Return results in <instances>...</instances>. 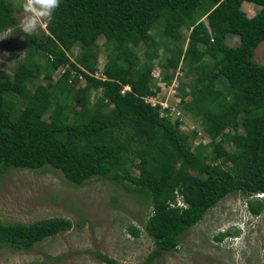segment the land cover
<instances>
[{
  "label": "trees",
  "instance_id": "16d2710c",
  "mask_svg": "<svg viewBox=\"0 0 264 264\" xmlns=\"http://www.w3.org/2000/svg\"><path fill=\"white\" fill-rule=\"evenodd\" d=\"M245 3L260 9L249 17ZM22 9L0 0V35L19 30ZM46 24L41 34L24 33L27 56L14 73L0 71V178L51 167L73 186L100 178L138 194L152 208L144 226L155 243L143 264L178 251L182 237L231 194L242 193L250 212L262 215L264 200L254 196L264 193V64L256 60L264 0H60ZM182 29L190 31L186 49ZM155 68L168 84L176 71L193 78L177 88L181 105L173 116L171 108L162 115ZM180 110L203 132L184 133ZM199 134L210 143L194 146ZM177 193L187 208L172 205ZM72 228L62 218L0 221V249L32 251ZM130 232L142 234L132 225ZM240 233L233 228L215 239Z\"/></svg>",
  "mask_w": 264,
  "mask_h": 264
},
{
  "label": "rangeland",
  "instance_id": "374dc122",
  "mask_svg": "<svg viewBox=\"0 0 264 264\" xmlns=\"http://www.w3.org/2000/svg\"><path fill=\"white\" fill-rule=\"evenodd\" d=\"M9 1L17 8H23L17 13L19 30H9L0 35V71L12 75L27 56L21 25L30 13L24 9L27 0ZM259 9L250 3L243 6L249 17H253ZM47 19L40 18L36 33L46 30ZM201 22L209 34H213L207 18ZM182 36L181 45L186 49L190 31L182 29ZM103 43L101 40V47ZM227 43L238 46L239 39L230 38ZM73 53L76 55L78 48ZM106 60V52L103 51L99 61L100 72ZM256 60L264 64V42L256 51ZM38 62L44 63L45 60L40 58ZM62 72V69L57 71L56 80ZM153 73L165 97L163 108H176L174 105L178 104L179 98L181 105L178 90L179 98L175 97L176 88L182 82H192L193 78H186L184 70L176 71L171 73L174 79L168 84L163 82L160 68H155ZM39 82L44 83V80ZM84 84L83 80L79 86ZM100 94V90L91 92V103ZM75 106L81 109L79 102H75ZM181 110L182 131L203 132L200 122L192 115H184ZM204 138L199 134L194 146L210 143L208 138ZM133 174L138 175V171L134 170ZM248 200L242 193H234L219 202L182 237L178 251L161 255L153 264H264V212L258 217L250 213ZM151 214L152 208L138 194L106 179L93 178L79 187L71 185L60 171L51 167L34 171L12 170L0 178V221L29 225L62 218L71 220L73 228L37 244L32 251L1 248L0 264H106L95 253L121 264H143L155 250V243L144 226ZM131 225L141 229L142 234L138 238L131 234ZM233 228L241 231L235 241L225 238L219 242L215 239L220 233Z\"/></svg>",
  "mask_w": 264,
  "mask_h": 264
},
{
  "label": "clouds",
  "instance_id": "9594fccd",
  "mask_svg": "<svg viewBox=\"0 0 264 264\" xmlns=\"http://www.w3.org/2000/svg\"><path fill=\"white\" fill-rule=\"evenodd\" d=\"M59 3L60 0H27V2L24 4V9L26 12L30 13V15L26 16L25 20L22 22L21 25L22 32L28 35L36 33L40 23V18L47 17L49 20H51L52 11L53 9H56L59 6ZM46 31H47V24H46ZM181 117L183 120L182 114ZM254 197L259 200H264V193H259ZM175 204H176V208L185 209L188 207V204L185 202L183 197L179 200L178 197H176ZM235 237H238V235L234 237H227L226 239H230V240L232 239L235 241L236 240L234 239Z\"/></svg>",
  "mask_w": 264,
  "mask_h": 264
},
{
  "label": "built area",
  "instance_id": "2783aa9c",
  "mask_svg": "<svg viewBox=\"0 0 264 264\" xmlns=\"http://www.w3.org/2000/svg\"><path fill=\"white\" fill-rule=\"evenodd\" d=\"M178 88V87H177ZM177 88H176V93H175V97H177ZM177 98H179V97H177ZM149 102L152 104V105H156V104H158V102H157V98L156 99H151V100H149ZM180 104V98H179V102H178V104L177 105H174V106H176V108L175 107H167V108H163V110H162V112H163V116H166V113L164 112L165 110H167V109H169V108H171L172 109V112H171V116H173V114L176 112V110H177V106ZM162 105V107H163V104H161ZM177 116H181V113H177ZM182 119V118H181ZM178 194V193H177ZM177 197H178V200L179 199H181L182 197H181V195H177ZM182 201V200H181ZM173 206H176V204L174 203V204H172Z\"/></svg>",
  "mask_w": 264,
  "mask_h": 264
},
{
  "label": "bare ground",
  "instance_id": "6f19581e",
  "mask_svg": "<svg viewBox=\"0 0 264 264\" xmlns=\"http://www.w3.org/2000/svg\"><path fill=\"white\" fill-rule=\"evenodd\" d=\"M56 260V259H55Z\"/></svg>",
  "mask_w": 264,
  "mask_h": 264
}]
</instances>
